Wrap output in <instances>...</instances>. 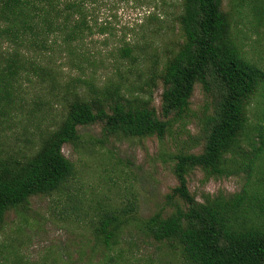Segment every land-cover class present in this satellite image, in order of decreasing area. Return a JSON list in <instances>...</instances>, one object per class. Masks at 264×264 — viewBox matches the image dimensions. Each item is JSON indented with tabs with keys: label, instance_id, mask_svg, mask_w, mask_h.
Returning a JSON list of instances; mask_svg holds the SVG:
<instances>
[{
	"label": "trees",
	"instance_id": "1",
	"mask_svg": "<svg viewBox=\"0 0 264 264\" xmlns=\"http://www.w3.org/2000/svg\"><path fill=\"white\" fill-rule=\"evenodd\" d=\"M78 13L82 19L77 21ZM82 15L81 6L73 2L63 6L60 0H0L4 23L0 33L18 47L5 68L0 65V122L24 108L18 86L21 74L52 89L59 83L53 68L21 49L34 53L50 49L57 46L58 35L65 46H72L84 34ZM179 23L178 51L163 63L159 75L150 78L155 84L159 77L163 86L162 118L139 96L127 98L121 81L99 89L89 78H71L65 83V113L56 125L39 133L37 149L19 160L0 156V229L8 211L25 213L31 197L67 188L74 165L63 147L81 143L80 127L101 123L105 136L163 140L175 123L190 116L191 98L201 84L207 93L213 86L217 90L213 112L202 128V150L172 155L178 184L167 195V204L173 211L165 214L161 209L137 223L157 242L179 250L188 264H264V112L251 107L258 90L264 94V70L248 58L233 32L231 14L222 10V0H183ZM124 52L123 57H132L130 50ZM197 169L208 177L245 174L247 182L240 192L199 202L188 187V176ZM128 212L96 215L92 253L99 249L103 253L84 264H127L118 245L131 220ZM50 253L43 258L45 264L73 263L70 255L58 260ZM14 264H21V259Z\"/></svg>",
	"mask_w": 264,
	"mask_h": 264
},
{
	"label": "rangeland",
	"instance_id": "2",
	"mask_svg": "<svg viewBox=\"0 0 264 264\" xmlns=\"http://www.w3.org/2000/svg\"><path fill=\"white\" fill-rule=\"evenodd\" d=\"M77 3L85 17L84 34L72 46H65L62 35L57 46L37 52L21 49V53L37 58L54 69L59 81L41 85L26 74L19 78L24 108L18 116L0 122V156L19 160L32 154L38 146L39 133L56 125L65 113V83L71 78H89L99 89L121 81L127 98L139 96L161 115L163 86L159 77L163 63L171 58L182 43L179 18L183 0H60ZM258 6L257 9L253 8ZM222 10L231 14L233 32L244 46L248 58L264 70V0H222ZM80 17L74 15V20ZM4 23L0 21V32ZM19 49V50H20ZM130 50L132 57H123ZM18 47L0 33V65L7 62ZM80 91L87 94L85 87ZM131 92V93H129ZM217 90L205 92L197 84L191 98V114L173 125L163 139L157 137L125 138L105 136L103 125L80 127L78 146L65 145L64 156L73 163L74 173L67 188L52 195L30 199L25 213L10 210L0 229V264H45L52 257L71 256L72 264H84L89 258L102 256L95 250L93 222L106 211L134 212L129 225L121 232L118 247L127 264H188L179 250L167 242L148 236L137 220L147 219L161 209L171 213L167 195L177 186L172 155L185 151L200 153L202 128L213 112ZM39 103L35 105L34 103ZM252 108L264 112L261 89L252 98ZM255 119V118H254ZM257 173L254 175L256 178ZM247 175L208 177L197 169L188 176V187L199 202L220 194L240 192ZM179 200H177L178 202ZM117 247V248H118Z\"/></svg>",
	"mask_w": 264,
	"mask_h": 264
}]
</instances>
